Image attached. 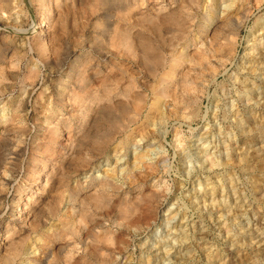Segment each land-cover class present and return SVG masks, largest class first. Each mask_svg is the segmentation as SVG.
<instances>
[{
	"label": "rangeland",
	"instance_id": "obj_1",
	"mask_svg": "<svg viewBox=\"0 0 264 264\" xmlns=\"http://www.w3.org/2000/svg\"><path fill=\"white\" fill-rule=\"evenodd\" d=\"M166 1L0 0V264H264V0L212 1L220 23L224 5L249 13L235 57L201 92L173 84V99L123 46L125 31L178 43ZM114 77L134 78L139 116Z\"/></svg>",
	"mask_w": 264,
	"mask_h": 264
},
{
	"label": "bare ground",
	"instance_id": "obj_2",
	"mask_svg": "<svg viewBox=\"0 0 264 264\" xmlns=\"http://www.w3.org/2000/svg\"><path fill=\"white\" fill-rule=\"evenodd\" d=\"M171 1H168V2L166 1V3L169 4L168 6H165V7L163 6V8L160 7L162 10L168 12V13L165 12L167 15H165L164 18H161V21L160 22H163L164 24L168 23V25L166 24L167 25L166 30L168 29V31H172V32L173 31H176L177 32L176 34H177V38H178V43L177 42L176 43L175 42H171V44H170V46H171L170 47V51H164L165 48H164V50L161 48V51H160V49L156 45V43L148 35L146 36L147 33L144 34L145 31H144V33H137V34L134 33V32L132 33V32H129V31H127V32L125 31V33L123 35L126 36V37H124V36L121 35L122 37L125 38V40H124L125 41L124 42L125 45H123V46H126V50L128 52H130V55L133 57V61L136 64H138V67L142 71H145L148 74H152L153 76H155L157 74L159 75L161 73V78H160L159 84L161 86V97H164V98H172L173 97L172 94L169 92L170 89H171V86H173V84H177V83L183 84V83H185V85H188L189 86L193 82L195 84L194 86H196L197 90H198V88H200L199 91L201 92V88L203 90V88H205V86L207 85L206 83H209V80L207 79L208 74H210V73L213 74V75H210V76H213L214 79H215L219 75V72H218L219 69L220 68L225 69L227 67V65L231 61H233V59L235 57V54H236L235 53V49H236V38H237V35H238L239 31L241 30V27L243 26V24L247 21V19L249 17V13L247 12V9L245 11V7H244L245 5H243V3L241 4L240 1L235 2L236 4L234 3L235 5H232V6H231V4H228V5H224L223 6L224 9L225 8L226 9L228 8L230 11H227L228 13H226V15H223L222 14L224 18L222 17L221 23L219 22V20H217L218 18L214 21L211 18L212 16L210 17V14L215 9L213 7L214 4L212 5V1H214V0H208L204 4L202 3L203 0H171ZM260 1H262V0H260ZM220 2L221 3H219V5L221 7L223 5V3L225 2V0H221ZM173 4H175V5H173ZM188 4H191L192 7H190ZM201 9H203V11H204L203 14L200 13ZM213 15H215V14H213ZM161 17H163V16H161ZM210 18H211V20H210ZM48 19H49L48 18V12L45 10V11L42 12V14L40 15V17L38 18V20L34 24V28L40 32V35H39L40 39L42 41H44L45 43L48 41V37H49V31H48V27H47ZM197 20L199 22H198V24L196 26L195 22ZM213 21H214V23H213ZM212 24H214V26H213V29L210 31V26ZM169 25H170V27H169ZM225 26H227L228 28L225 29L224 28ZM122 28H123V26H122ZM126 28H127V26H126ZM193 29L194 30L196 29V33L194 32V36L192 37L191 40H189L188 37L191 34V31H193ZM118 31H120V30H118ZM120 34H122V32H120ZM120 41H121V38H120ZM191 49H194V51H193L194 53H192V50ZM260 53L263 54V50ZM80 64H81V62H80ZM82 67H84V66H82ZM117 70H121L125 74V71L127 69H124L121 66H119V67H117ZM188 72L194 74L192 76L195 77V81H194V78L192 76H191V79L193 78V81H191L189 78H188L189 80L187 79L186 76H187V73ZM190 73H188V74H190ZM129 76H131V75H129ZM118 77H119V75H118ZM122 77H121V79H122ZM126 77H128V76H126ZM114 78H116V79L112 83L115 85V88L116 87L117 88L118 87L119 88L120 87L121 88L124 87L123 90H119L118 94L121 95V97H124L123 99L126 100V101L127 100L128 101L131 100V102H127V103L130 106L132 105V107H133L132 109H133V112H135V116H139L140 115V111L138 110V108L142 104V103L139 104V102L144 101V99L142 100V98H144L145 96H143L142 92H140L141 90L139 92H135L134 90H132L134 88V86H135V83L133 82L134 78L133 79L131 77H129V79L126 78L128 81L127 82L125 81L126 82L125 85H122V86L119 84L120 83L119 82L120 80H118L119 78H117V77H114ZM123 78L125 79V77H123ZM105 79H108V78H105ZM111 81H112V79H111ZM101 85L103 86V82L101 83ZM107 85H105V87H104V96L106 97V99H110L112 95H116L117 96V94H113L114 93L113 92V89L111 90L112 87H108ZM185 85H184V87H185ZM179 87H180V85H179ZM186 88H187V86H186ZM191 88H193V87H191ZM172 89H174V88H172ZM175 90H176V88H175ZM179 90L180 89H178V91ZM188 90H190V89H188ZM192 91H193V89H192ZM180 92H181V90H180ZM186 92H187V89H186ZM190 92H191V90H190ZM196 94H197V92H196ZM198 94H199V92H198ZM180 95H182L181 96L182 98L185 97V96L183 97V94H180ZM185 95H187V94L185 93ZM199 96L200 97H203L202 96V93H201V95L199 94ZM199 96H197V97H199ZM193 97L196 98V95L193 96ZM93 98H94V95H93ZM90 99H92V97H90ZM95 99H93V100H95ZM113 99H114V97H113ZM160 100H164V99H160ZM175 100H172V101H175ZM190 100H191V97H190ZM195 100H194V102H198V101H195ZM197 100H199V99H197ZM111 101H112V98H111ZM181 101H180V103H183V101L182 102ZM190 102L191 101H189V103ZM158 104H156V106H159ZM118 105H119V103H118ZM160 105H161V103H160ZM185 106L183 108H185ZM178 107H179V105H178ZM117 108L120 109L119 112H121V115L122 114L124 116H128L129 115V107H128L127 104H126L125 107H123V104H122V106H119ZM179 108H181V107H179ZM183 108H181V109H183ZM186 108H187V106H186ZM156 109H158V107ZM159 110H161V109H159ZM135 116L133 117V116L130 115V117H128V118H129L130 121L136 120L137 117H135ZM123 120L124 119H122L121 121L123 123H125ZM123 123L122 124L119 123L118 125L123 128L124 127L123 126L124 125ZM114 126H115V124H114ZM122 128H120V129H122ZM111 137H112V135L110 137H108V136L103 137V139L101 140L102 142H100V144H102V148H104L103 145L105 146L106 143L108 144V141L109 140L111 141V139H110ZM103 143H105V144H103ZM101 182H102L101 185H102V187L104 189L114 188L117 185V184L115 185L114 184V181L111 180L110 178H106V179H104ZM101 193L102 192H100L99 195H105V193L104 194L103 193L101 194ZM153 195L151 194V196H153ZM138 197H140V196H137V198ZM138 199L140 200L141 197L138 198ZM148 201H149V199H148ZM107 202H109V201H107ZM140 202H142V199L140 200ZM140 202L139 201L138 202H135L134 205L132 203L131 206L128 205L129 202L127 204H125V206L127 208L126 212H127V214H129L128 221L130 223L131 222H135V221H139L142 218V211H140V207H139ZM53 211H54V209H53ZM123 211H125V210H123ZM82 212H84V211H82ZM124 215H125V213H124ZM84 216H85V214H84ZM123 220H124V217H123ZM129 222H127V223H129ZM110 239H111V237H110Z\"/></svg>",
	"mask_w": 264,
	"mask_h": 264
}]
</instances>
